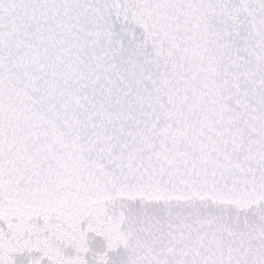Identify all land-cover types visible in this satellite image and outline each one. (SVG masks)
Returning a JSON list of instances; mask_svg holds the SVG:
<instances>
[{
  "label": "snow or ice",
  "instance_id": "snow-or-ice-1",
  "mask_svg": "<svg viewBox=\"0 0 264 264\" xmlns=\"http://www.w3.org/2000/svg\"><path fill=\"white\" fill-rule=\"evenodd\" d=\"M0 264H264V0H0Z\"/></svg>",
  "mask_w": 264,
  "mask_h": 264
}]
</instances>
